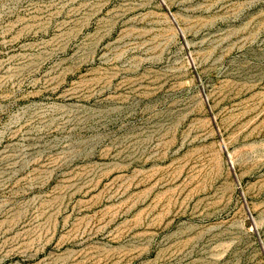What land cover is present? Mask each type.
I'll return each mask as SVG.
<instances>
[{"label":"rangeland","instance_id":"374dc122","mask_svg":"<svg viewBox=\"0 0 264 264\" xmlns=\"http://www.w3.org/2000/svg\"><path fill=\"white\" fill-rule=\"evenodd\" d=\"M0 264H264V0H0Z\"/></svg>","mask_w":264,"mask_h":264}]
</instances>
